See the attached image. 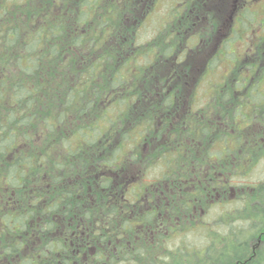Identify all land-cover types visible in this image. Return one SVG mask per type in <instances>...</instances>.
Listing matches in <instances>:
<instances>
[{"label": "trees", "instance_id": "1", "mask_svg": "<svg viewBox=\"0 0 264 264\" xmlns=\"http://www.w3.org/2000/svg\"><path fill=\"white\" fill-rule=\"evenodd\" d=\"M0 1V264H264L261 68L239 97L210 80L209 118L190 122L203 99L151 87L158 58L121 42L131 2Z\"/></svg>", "mask_w": 264, "mask_h": 264}, {"label": "rangeland", "instance_id": "2", "mask_svg": "<svg viewBox=\"0 0 264 264\" xmlns=\"http://www.w3.org/2000/svg\"><path fill=\"white\" fill-rule=\"evenodd\" d=\"M59 1H56L57 4H61V7H64V2L62 0ZM72 1L67 0L66 2L67 5L71 4L73 9L75 8V1ZM97 1L104 7L107 6L109 1L119 2L120 9H126L133 4L132 8L127 9V16L126 11L124 13V19L127 22L116 23L117 27L120 28L122 26L120 30L124 27L127 28L123 30H129L128 35L123 37L124 41L121 42L124 43L129 38L130 41H134L137 47L140 46L139 50L144 51L145 56L138 49L127 48L128 52H132V55L138 57L137 60L140 63L154 64L158 58V62L149 68V71L153 73L149 78L155 77V80L150 79L151 87L160 85L161 87L172 88L179 94L185 104H189L192 101V93L203 99L201 103H196L194 106L195 109L200 111L194 114L190 122L198 121L196 119L199 118L206 121L209 118L201 113V109L210 104L208 95H202L205 89L210 87V80L213 83L215 78L217 84L220 83L224 89L236 88L238 91L237 97H239L243 92L242 90H246V88L240 89L242 86L238 84L237 87L236 83L239 78H242V74L248 73L250 64L254 63L261 68L260 73L264 79V37L262 41H257L261 33L264 35V24H260V21L264 20V0H249L246 7L242 6L241 2L243 0ZM11 2L12 0H6L8 5ZM19 2L23 3L20 6L21 8L26 7L24 0H14V3ZM129 2L132 4L129 5ZM245 2L246 0H244ZM0 3L5 5L2 1ZM53 3L55 4V0H53ZM49 7L52 9V13L60 14L61 9H58L59 11L54 10L56 8L54 5ZM209 11L211 13L208 14ZM97 12H100V10H97ZM17 13L22 21H26V12L19 9ZM242 16L244 17V22H242ZM72 18H75V16ZM213 19L216 20V22L214 21L215 24H212ZM180 29L181 32L179 33L177 30ZM149 44L152 45L150 46ZM176 45L177 47L174 48ZM165 46H169L167 52ZM150 47H152L151 51ZM76 52L84 53L85 56L89 55V51L84 46L78 51L76 50ZM167 53L170 54L168 57L165 56ZM98 55L97 47L91 48L90 56L98 57ZM178 56L181 57V60L177 59ZM214 56L215 58H213ZM82 61L84 63L87 62L85 58H82ZM247 64L248 68H245ZM258 67L256 69H259ZM153 69H155V72H153ZM78 80L76 83L79 82ZM130 86H133V84L128 83L125 85V87ZM231 105L232 103L229 105L230 109ZM209 108L212 121L217 118L218 124L220 123L221 126H224V119L220 116L222 111L220 109L214 110L213 107ZM182 112L183 110L180 108V112L176 117H180ZM252 115L259 116V110H254ZM226 117L229 124L228 116ZM178 119H174L169 123V130L166 132L164 139H169L172 126L180 121ZM257 124L259 125V123ZM256 130H258V127H256ZM149 134L148 139H159ZM119 135L116 133V137ZM145 148L143 151L147 152L149 145L147 144ZM129 168L137 170L139 164L135 162ZM259 171H261V167L259 169L257 167L256 172L250 174L242 182L257 184L262 180ZM151 175L150 173L149 176ZM201 239L197 235L191 236L189 244L199 245L201 244ZM199 255L201 256V254Z\"/></svg>", "mask_w": 264, "mask_h": 264}, {"label": "flooded vegetation", "instance_id": "3", "mask_svg": "<svg viewBox=\"0 0 264 264\" xmlns=\"http://www.w3.org/2000/svg\"><path fill=\"white\" fill-rule=\"evenodd\" d=\"M248 1H249V0H246V2L244 3V0H243V2H241V3H242V6L246 7V6L248 5V3H249ZM214 8H215V7H214ZM216 9H217V7H216ZM233 9H234V4H233ZM217 13H218V9H217ZM241 19H242V22H244V17H243V16H242ZM260 24L263 25V24H264V20H261V21H260ZM263 37H264V35H263V33H261L260 36H258V40H257V41H262V40H263V39H262ZM238 38H239V37H238ZM177 59L181 60V57L178 56ZM166 91H167L168 93H170V92L175 93V90L172 89V88H167ZM210 91H211V90H210ZM202 95H209L208 89L204 92V94L202 93ZM180 108H181L182 110L184 109V107H181V106H180Z\"/></svg>", "mask_w": 264, "mask_h": 264}]
</instances>
